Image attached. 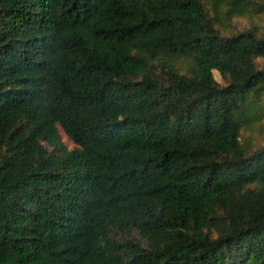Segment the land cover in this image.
Instances as JSON below:
<instances>
[{"label":"trees","instance_id":"16d2710c","mask_svg":"<svg viewBox=\"0 0 264 264\" xmlns=\"http://www.w3.org/2000/svg\"><path fill=\"white\" fill-rule=\"evenodd\" d=\"M252 11L0 0V264H264V28L226 30Z\"/></svg>","mask_w":264,"mask_h":264},{"label":"rangeland","instance_id":"374dc122","mask_svg":"<svg viewBox=\"0 0 264 264\" xmlns=\"http://www.w3.org/2000/svg\"><path fill=\"white\" fill-rule=\"evenodd\" d=\"M252 23H256L260 27L264 28V13H256L252 11L243 16H236L233 20V24L227 27L226 30H241ZM187 64V61H182L180 66L185 68V65ZM214 75L220 83H226L219 70L215 69ZM60 132L62 134L63 141L70 148L76 146V144L68 137L62 128H60ZM242 141L248 148H256L258 146L264 145V114L260 117V119H256L252 123L244 125L242 129Z\"/></svg>","mask_w":264,"mask_h":264}]
</instances>
